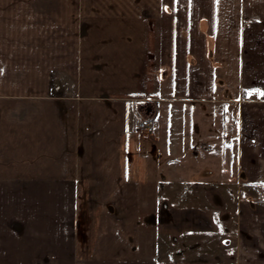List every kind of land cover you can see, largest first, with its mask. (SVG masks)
Instances as JSON below:
<instances>
[{
  "label": "crops",
  "instance_id": "crops-1",
  "mask_svg": "<svg viewBox=\"0 0 264 264\" xmlns=\"http://www.w3.org/2000/svg\"><path fill=\"white\" fill-rule=\"evenodd\" d=\"M262 92L264 0H0V264H264Z\"/></svg>",
  "mask_w": 264,
  "mask_h": 264
},
{
  "label": "rangeland",
  "instance_id": "rangeland-1",
  "mask_svg": "<svg viewBox=\"0 0 264 264\" xmlns=\"http://www.w3.org/2000/svg\"><path fill=\"white\" fill-rule=\"evenodd\" d=\"M151 156V155H150ZM148 158V153H143V157L142 159H147ZM129 169L131 171H133L132 169H135L134 168V161H133V155H130L129 156ZM149 170V174H154V173H151V168L148 167L146 168V172ZM152 176H156L155 174L152 175ZM157 177V176H156ZM160 180H163L165 181L164 179V176L162 174H160ZM156 180V178L154 179V181ZM165 184L162 182V186L160 185L159 187L162 188ZM231 185V184H223V187H224V194L226 195V198L229 202L231 203H237V199L240 198L244 195V193L242 192L243 191V185H241V188H242V191H241V188H239V190L237 191H228L227 192V188L228 186ZM260 190V194H262V188L260 187L259 188ZM238 195V197H236L235 195ZM261 200H263V198H261ZM234 219H232V221H229V222H226L224 224V227H223V259L226 260L225 263L223 264H253L254 261L251 260L252 259V256L249 255L248 256V253L246 251V247H244L243 245L242 246H239V249L237 248V240L238 242L240 243V241L244 242V236L243 235H237L236 234V228L238 227V222H236V216H233ZM241 225V224H240ZM244 228V231H243V234L248 237V235L250 237H256V232L255 233L253 232V229H249L250 231H248V229L246 227H243ZM197 250V248H195ZM238 250H239V257H238ZM192 251L188 252L187 254V258L188 259H194L195 257L202 261L201 258H206V257H201L199 256V254H193L191 253ZM199 256V257H198ZM208 256H211V255H208ZM249 258H251L249 260ZM232 259V260H231ZM204 260V259H203ZM233 262V263H232Z\"/></svg>",
  "mask_w": 264,
  "mask_h": 264
},
{
  "label": "built area",
  "instance_id": "built-area-1",
  "mask_svg": "<svg viewBox=\"0 0 264 264\" xmlns=\"http://www.w3.org/2000/svg\"><path fill=\"white\" fill-rule=\"evenodd\" d=\"M156 122L153 119L139 120L138 130L140 132L149 133L154 129Z\"/></svg>",
  "mask_w": 264,
  "mask_h": 264
},
{
  "label": "snow or ice",
  "instance_id": "snow-or-ice-1",
  "mask_svg": "<svg viewBox=\"0 0 264 264\" xmlns=\"http://www.w3.org/2000/svg\"><path fill=\"white\" fill-rule=\"evenodd\" d=\"M259 95H261L262 97H264V92H262V93H259Z\"/></svg>",
  "mask_w": 264,
  "mask_h": 264
}]
</instances>
